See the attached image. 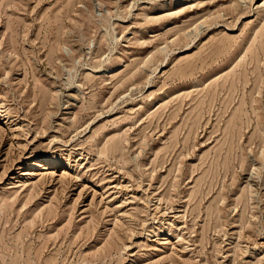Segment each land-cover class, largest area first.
I'll return each instance as SVG.
<instances>
[{
	"label": "rangeland",
	"instance_id": "obj_1",
	"mask_svg": "<svg viewBox=\"0 0 264 264\" xmlns=\"http://www.w3.org/2000/svg\"><path fill=\"white\" fill-rule=\"evenodd\" d=\"M0 264H264V0H0Z\"/></svg>",
	"mask_w": 264,
	"mask_h": 264
},
{
	"label": "bare ground",
	"instance_id": "obj_2",
	"mask_svg": "<svg viewBox=\"0 0 264 264\" xmlns=\"http://www.w3.org/2000/svg\"><path fill=\"white\" fill-rule=\"evenodd\" d=\"M37 163V162H36ZM40 165V164H39ZM39 167V166H38Z\"/></svg>",
	"mask_w": 264,
	"mask_h": 264
}]
</instances>
